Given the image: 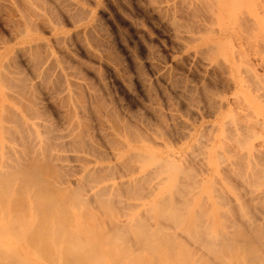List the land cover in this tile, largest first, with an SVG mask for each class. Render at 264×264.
I'll return each mask as SVG.
<instances>
[{
  "label": "rangeland",
  "instance_id": "obj_1",
  "mask_svg": "<svg viewBox=\"0 0 264 264\" xmlns=\"http://www.w3.org/2000/svg\"><path fill=\"white\" fill-rule=\"evenodd\" d=\"M251 39H253V42ZM257 42L261 45L259 46ZM263 42L264 0H0V136L2 137L4 133V137H0V161L2 155V160L4 159L6 161L7 159L9 163L12 162L17 167L18 164L14 162V156H12L13 150L11 151L13 146L16 145L23 149H20L22 153L25 150L23 154L19 151L20 153L18 152L19 155H17L19 158L18 163L23 161L18 165L19 171H16L19 173L18 175L24 177V174H30L27 170L31 171L32 168V174H36L28 178H36L39 175L38 170L40 171V167L42 166V169H45V173L50 172V175H53V178H55L53 180L57 185L59 184L58 186L68 185V187L74 188L73 190H77V186L78 190L80 188L83 190L85 178H87L85 184H88V179L90 180L88 186H91L90 182L93 181L92 179L96 178L98 182L101 179L104 180L107 175L109 177L106 180L125 178L129 172H133L135 169L133 165L138 161L137 154L135 152V155L134 151H142L145 147H151L162 155L172 152L174 154L173 158L180 168L186 162L187 166H191V173L189 172L190 168H186V166L182 168V174L179 173V182L177 184L180 183V186L177 189L179 190L183 186L186 187V191L184 187L182 188L183 190L180 189L182 193L185 192L184 195L187 193L188 185L190 195V192L196 189L198 190L199 186L203 189H210L211 186H217L215 184L218 182L215 181L217 178V180L221 178H223L221 180H224L226 178L224 182L226 183L227 181L226 184L231 188L233 187V192L235 194L238 193V200L242 199L241 205L244 207L245 204H248V209H251L253 205L255 208L257 207V203L254 205V201L256 200H254L256 198L254 194L260 192L256 191L255 187L259 188H256L257 190L264 188V181H259L264 180V174H262L264 172V169L262 170L264 168V154L262 153L264 152ZM242 50L243 54L245 53L244 55H247L246 58L252 71L255 69V76L252 75L253 73L250 75V72L244 70V64H242L244 58L241 55ZM239 55L241 58L240 62ZM249 76L251 78H248ZM258 77L261 79L258 80ZM254 83L256 85L258 84V86L254 85ZM260 89H262V95ZM219 96L220 98H216ZM248 107L252 110V115L249 114L251 112L247 110ZM11 111L12 113H10ZM240 111L241 113H246H242L245 116L241 115V117ZM6 113L9 115H4ZM12 114L15 115L13 118ZM1 115L3 116L1 117ZM247 115H250V118ZM239 117L242 118V121ZM237 118L238 120H236ZM20 120L21 124L19 123ZM229 121H232V123ZM224 123L226 127L223 125ZM237 123L245 124L242 126L243 131L239 127L241 125H236ZM253 124L256 126L254 125L252 127ZM223 126L225 128L224 132L228 133H224V137L227 135L226 138L229 137L230 140L231 135L236 134L234 132L236 131L235 129L239 128L241 135L242 133L243 135L244 133L248 134L247 132L249 131L251 134L252 131L255 134H253L254 137L247 144L246 137L250 139V134L245 135L246 137L243 136L244 138H240L242 136L239 135V137L237 135L238 132L236 134L238 137L236 135L233 137L241 142L233 139L237 143L235 146L233 144L234 142L227 138V145L232 142L228 146V149H236L234 152L236 153L237 151L238 153L234 155L235 153H231V149H227L226 142H224L226 148L223 145L224 143L222 144L220 142L223 141V139L221 140L223 138L221 137L224 129ZM228 127H232L229 128L230 131L227 130ZM27 129L32 133L29 132L28 134ZM231 130L235 134H232L233 132ZM6 131L9 136L6 134ZM209 133L211 134L209 135ZM28 135H32L30 137L31 139ZM19 139H21V143ZM41 140L43 145H41ZM242 140L245 141V145L242 143ZM23 141L25 144L22 143ZM238 143L241 147L238 146ZM35 144L39 145L40 148L38 145L37 147L40 150L42 147L45 148V150L42 148L43 152L41 150V154L44 157L41 155L43 160L40 164L36 162L40 161L36 158L37 154L33 153L38 149ZM221 144L223 148L220 150ZM249 144L250 147H248ZM34 145L35 148H33ZM218 146L220 147L221 155L223 154L222 156L218 153ZM200 147L204 153H202ZM205 147L206 149H204ZM195 148L198 150L196 151ZM240 148H242V151ZM226 149L230 151L231 155L233 154L235 156L231 160L238 158L236 160L240 161V164L236 165L239 166L235 164L232 166L233 162L230 163V159H226L231 156L229 152L228 154L230 156L226 155ZM32 150L34 151L32 152ZM68 150L70 151L68 152ZM259 150L262 152H259ZM49 151H53L55 154H51ZM215 151L218 153L217 157L223 158L225 155L224 160H229V165L232 167L235 166V168L238 167V170L234 172L236 176L229 172L231 166H227L228 168L225 169L228 163L225 164L224 160H218L221 163L222 161L224 162L222 163L224 164L223 168L221 167L219 170L217 168V170L209 173L206 163L202 162L204 159H206L204 161H207V158H210V156H215ZM256 151L259 156L256 155ZM60 154L63 155L61 156ZM8 155L10 156V160ZM48 155L50 156L47 157ZM51 155L53 159L55 158L54 160L51 158ZM187 155L191 157L188 158ZM238 155H247L246 158L241 157V159L245 160L253 155L256 161L255 163L252 162L251 164L253 165L250 166V162L248 161V166L247 164L245 166V163L239 159L240 157ZM61 157L65 158L62 159ZM197 158L201 159L196 160ZM252 158L250 161H253ZM4 160L3 162L1 161L3 164L5 163ZM56 160L57 162H54ZM58 162L59 164L63 163V165L60 166ZM241 162L245 168L240 166L242 165ZM2 163L0 165H3ZM130 163L132 164L131 167L129 166ZM28 164H30V169H28ZM137 164L135 165L137 166ZM13 165L11 167H15ZM36 166H39V169ZM11 167H8V171L10 170V172L12 171ZM89 167L92 168L90 169ZM203 168H205V173ZM235 168H231V170L235 171ZM23 169L26 170L24 171ZM87 169L91 170L88 173H90L92 178L88 176ZM15 170L18 169L16 168ZM85 170H87L86 174ZM102 170L104 171L102 172ZM156 170L158 171L159 169H154L155 172ZM109 171H112V173ZM196 171L199 173L201 171V173L197 175L198 172ZM14 172L12 171L11 173ZM44 172H42L43 175L45 174ZM123 172L124 174H122ZM127 172L128 174H126ZM214 172L216 175L213 176ZM252 172H255L254 174L256 175L254 176ZM82 174L86 175L85 178H82ZM94 174H97V176ZM99 174H101L100 177L103 176L102 178L99 177L100 179L98 178ZM201 175L208 177L210 181L201 183L197 180V177ZM249 175L253 180L248 177ZM110 176L113 177L110 178ZM76 178H81L82 180V182L78 181V184L80 183L79 185L75 183ZM148 178L145 181L142 180L141 183L139 181L137 182L141 186L143 182H147L146 184H148H144L149 189L148 191L146 186L144 188L142 186L136 191L141 192V189L143 193L141 192L140 194L142 196L145 190L149 192L150 189H155L153 187L155 186L154 179L151 178L150 180ZM240 179L242 182L245 181L244 183L247 185L243 184ZM194 180H197L196 183ZM96 181V185L101 184V181L98 183ZM210 182H214L215 185H211ZM253 183H256L257 186L256 184L253 185ZM260 183H262V186ZM131 184L130 186L124 185V190L127 191L129 188L128 190L132 191L127 192L132 193L137 187L134 186V182ZM138 184L135 185L139 186ZM249 184L251 185L249 186L250 189L247 187ZM175 186L177 187V185ZM192 187L195 188L193 189ZM85 188L87 187L84 186ZM177 189H173V192L181 193ZM253 189L254 194L252 192ZM126 191L121 193L122 196L124 193H127ZM81 193H84V191ZM131 193H128V195ZM260 193H264V191ZM140 194L137 195L138 201L145 199V197L142 198L139 196ZM250 194L253 195V198H251L252 196ZM203 195L205 197L203 196L202 198H206L208 203L206 204L209 205L206 206V211L208 209L207 207L209 209L212 208L211 211L215 214H213V217L211 215V218H216L219 211L216 213L217 205L216 207L214 206L216 202L214 203L215 199H213L215 197L212 194L211 198L208 197V194ZM176 196L178 197V195ZM193 196L195 195L191 193V196L186 197L192 198ZM241 196L243 197L241 198ZM123 197H121L122 200L124 199ZM175 197L173 199L176 201L178 198L176 199ZM186 197L184 199L187 202ZM222 197L224 199L218 196L221 204L223 202L227 203L230 200L227 197ZM88 200L87 202L93 204V201ZM182 200L180 203L178 202L179 199L177 200L180 204H177V207L181 206L182 202L185 204V201ZM131 201L134 202L136 200ZM188 201L195 203L197 196L195 199ZM230 201L229 203L231 205ZM202 203H199V206L201 205V212H204L205 209L203 208L205 207L202 206ZM234 203L232 202V207ZM174 205L176 206V203ZM223 205L218 207L219 210L220 208L222 210L224 208V213L227 210L230 214L232 209L234 211V209L236 210L240 206L234 205L233 208L229 206L231 208L230 211L226 209L228 207L227 205H229L228 203L227 205ZM259 207L262 208V205ZM240 208L242 209V206ZM261 208L259 209L262 210L263 208ZM241 209H237L239 210L238 212ZM244 209L241 212H244ZM221 211L219 213L221 219L225 217L227 220L229 216V221L231 217L228 214L229 212L225 214L226 217ZM257 211L258 208H255L254 212L257 213ZM236 212L231 215L234 216L237 214ZM254 212L250 210V212L244 215H248L249 213L255 215ZM258 213L256 214V219ZM250 214L248 216L252 220ZM237 216L231 219H236L238 218ZM248 216L242 217L246 219L243 220L247 221ZM253 217V220H256L255 216ZM201 218H203L202 214ZM236 220L238 224L243 223L240 218ZM243 226V228L239 227V230L250 227L248 225ZM250 229L254 232L252 228ZM250 229L245 230L247 235L248 232L249 234L252 233ZM260 231L261 234L264 233V230L262 231L261 229ZM245 233H241L242 236L244 235L243 237L251 238L252 240L250 241L248 239V241L255 242L253 236H245ZM254 233L256 234L257 231Z\"/></svg>",
  "mask_w": 264,
  "mask_h": 264
},
{
  "label": "bare ground",
  "instance_id": "obj_2",
  "mask_svg": "<svg viewBox=\"0 0 264 264\" xmlns=\"http://www.w3.org/2000/svg\"><path fill=\"white\" fill-rule=\"evenodd\" d=\"M251 40L253 42V39H251ZM257 43H259V42H257ZM245 45H247V44H245ZM260 45L261 44L259 43V46ZM241 47H244V46H241ZM243 50H242L241 55H243V58H244L243 59L244 61L242 63V64H244V70H247L248 72H250V75H251V73H253L252 75L255 76L254 75L255 69H254V71H252V68L248 64V60L246 58L247 55L245 56L244 55L245 53L243 54ZM249 52H251V51H249ZM260 52H261V50H260ZM258 56H259V52H258ZM238 58L240 59L239 60V62H240L241 61L240 55L238 56ZM258 59H259V57H258ZM240 65H241V63H240ZM242 66H240V67L242 68ZM229 68H231V67L229 66ZM248 78H251V77L249 76ZM259 79H261V78L258 77V80ZM254 85H256V83H254ZM256 86H258V84ZM260 87H258V88H260ZM255 90H256V88H255ZM261 90L262 89H260V93H261ZM262 94L263 93H261V95ZM256 95H259V94H256ZM216 98H220V96L216 97ZM233 99H234V97H233ZM259 99H261V98H259ZM216 100L219 101L218 99H216ZM234 102H236V101H234ZM243 104H245V103H243ZM3 105L4 104H2V106ZM244 107H245V105H244ZM249 107L247 110L249 112H251L252 110ZM4 108H6V107H4ZM6 109H5V112H6ZM234 109H236V108H234ZM237 110H236V112H237ZM10 113H12V111ZM239 113H241V111ZM242 113H244V112H242ZM242 113L240 114V116L246 114V113H244V114H242ZM249 114L252 115V112ZM4 115H9V114L6 113ZM2 116L3 115H1V117ZM13 116H15V115L12 114V118H13ZM247 116L249 117L250 115H247ZM254 116H252V117L254 118ZM10 117H11V115H10ZM230 118H232V117H230ZM15 119H16V117H15ZM241 119L242 118H240V120ZM236 120H238V118ZM7 121H9V120L7 119ZM16 121H17V119H16ZM225 121H228V120H225ZM229 122L232 123V121H229ZM256 122H258V121H256ZM19 123L21 124V120ZM250 123H252V122H250ZM238 124H240V123H237L236 125H238ZM223 125L225 126V123ZM226 125H227V122H226ZM240 125L241 126H239V127H241V129L243 131L242 126H244L245 124L244 125L240 124ZM254 125L255 124H253L252 127ZM257 125H260V124H257ZM12 126H10V127H12ZM224 126H223V128H224ZM233 126L235 127V125H233ZM214 127H215V125H214ZM229 128H232V127H228L227 130H229ZM7 129H8V127H7ZM233 130H231V132H233ZM235 130L236 131H234V132H236V134H237L240 131V128L235 129ZM7 131H6V134H7ZM14 131H17V130H14ZM27 131H28V129H27ZM224 131H225V128L223 129V132L221 133V137H223V138H221V140L223 139V141H220V142L222 144L224 142H226V145H227L228 144L227 138H229V137L226 138L227 135H225V137H224V133H226ZM29 132H30V130L27 133L29 134ZM234 132L232 134H235ZM30 133H32V132H30ZM239 133L237 134L238 136L241 135V133L240 134ZM247 133L250 134V139H249V137L245 136V135H248L246 133H244V135L242 133V135H241L242 137H240V136L239 137L244 138L243 136H245L247 141L245 139H243V140H245L246 143L248 144L250 142V140L254 137L253 134H255V133H253V131H252V134L250 133V131ZM210 134L211 133H209V135ZM226 134H228V133H226ZM2 135H3L2 137H4V133ZM37 135H38V133H37ZM235 135H231V140H230V138L228 139V140L234 142L233 143L234 146L237 145V143L235 142L237 139H235L233 137ZM31 136L32 135H30V136L28 135L29 138ZM41 136H42V134H41ZM35 137H33V138L35 139ZM139 138H138V140H139ZM157 138H158V135H157ZM206 138H208V137H206ZM225 138H226V140L224 141ZM6 139H8V138H6ZM21 139H19L20 143H21ZM42 140H43V138H42ZM42 140H41L42 144L40 143L41 145H43ZM151 140L154 141L153 138H151ZM206 140L207 139H205V141ZM243 140H242V143L244 144L245 141H243ZM263 140H261V141H263ZM237 141L241 142L240 140H237ZM158 142H160V141H158ZM167 142H169V141H167ZM207 142H208V140H207ZM17 143H18V140H17ZM22 143L25 144L24 141ZM231 143L232 142H230L229 145H227V146L225 145V143L223 145H224V147L226 146L228 149V146H230ZM1 144H3V143H1ZM200 144H202V143L200 142ZM204 144L208 145L206 143H204ZM222 144L220 146L221 148L218 146V150H219V148H220V150L223 148ZM35 145L33 148H35ZM37 145H36V148L39 147V145H38V147H37ZM198 145H197V147L199 148ZM14 146H13V149H11V148L10 149H11V151L13 150L12 151L13 154H14V151L16 152L14 155L12 154V156H14V158H13V160H15L14 162H17V164L19 165L23 161L20 160L21 162L18 163L19 158L17 155H19L18 152L23 150V149L19 148L16 145H14ZM19 146H20V144H19ZM203 146H201V147H203ZM238 146H240L239 143H238ZM238 146H237V148H238ZM22 147H23V145H22ZM44 147H46V146H44ZM201 147H200V150H202V153H204L203 149ZM248 147H250V144ZM39 148L37 149L38 151L34 149L35 152H33L34 150H32V152L34 154H37L36 158H38V160H40V161H36V160L35 161L40 164V163H42L41 161L43 160V158H42L43 155L41 154V150L43 147L41 148V150ZM10 149H8V151H10ZM49 149H50V147H49ZM204 149H206V147ZM227 149H226L227 154L225 152V154L227 156H230L231 153H235L234 150H236V149H234V147H233L234 150L229 148L232 151L230 153V151H228L229 149L228 150ZM240 149L242 151V148H240ZM43 150H45V148H43ZM43 150H42V152H43ZM197 150L198 149H196V151ZM220 150L218 152L216 149V151L221 155ZM243 150H245V149H243ZM24 151H23V153H24ZM36 151H37V153H36ZM69 151L70 150H68V152ZM257 151H258V149H257ZM257 151H256V155H257ZM262 151L259 150V152H262ZM49 152L51 154L52 153L55 154V152H53V151L52 152L49 151ZM49 152H48V154H49ZM135 152L137 155L135 154ZM217 152H216V154H214L215 156H210V158H207V161H204V160H206V159H204L202 162V163H206L207 169H209V173H211L213 170H217V168H218V170L221 167L223 168L224 164H222V163L225 162V164H227L229 161V160L228 161L224 160L225 155L223 156V158L217 157L218 156ZM228 152L230 155L228 154ZM21 153H22V151H21ZM33 153H32V155H33ZM78 153H80V152H78ZM236 153H237V151H236ZM236 153L234 155H236ZM245 153H246V151H245ZM262 153L264 154V152H262ZM130 154H131V152H130ZM134 154L138 158L137 159L138 161L135 160L138 163L137 164L135 162V164H137V166L135 164L133 165L134 166L133 168H135L136 170L134 169L133 172L132 173L129 172V174L127 172L126 174H128V175H126L125 178L115 180L116 179L115 177H117V176H115L114 180L113 179L106 180V178L109 176L107 175L108 171L105 169V171H107V173H106L107 177H105L104 180L101 179L100 180L101 184H97V185L95 183L96 178L93 177L95 179H92L93 181H91L90 184H91V186L94 184L96 186L94 185L91 187V186H88L89 181H90L89 179H88V184H85V182H87V181H85L87 178H85L86 175L82 174L83 175L82 178H85V180L83 179L84 184L82 183L83 184V188H82L83 190H81V188H80V190H78V187L75 185L77 188V190L75 189L76 191L73 190L74 188L68 187V185L67 186H64V185L58 186L59 184L57 185L53 180V179H55V178H53V175H50L51 174L50 172H47L48 174L44 172L45 169H42V166H41L42 164L39 165V166H41L40 167L41 170L40 171L38 170L39 175L38 176L35 175L36 178H33V177L28 178V177L34 176L33 174H36V173L32 174V168H31V171L27 170L30 172V174H27L28 176L24 174V177H22L21 175H18L19 173H17L19 171V166L17 165V167H16V164L13 165L12 162H11L12 164L9 163V161L7 159H6V161L3 159L5 162L3 164L2 163L3 162L2 155H1V161L2 162L0 161V164L2 163L3 165H0V264H264V233H262L263 235L260 233L261 229H262V231L264 230V228H263L264 227V193H260V192L264 191V190L261 191V189H264V188L257 190L256 188H258V187H255L256 191H258V192L260 191L259 193L254 194V189L252 191L253 194L256 195V198H254V200L256 199L254 201L255 202L254 205L257 203L256 204L257 207H255V208H258L257 213L260 212V213H258L257 219H256L257 213L254 212L255 208L252 205L253 203L250 204V205H252L251 209H248V204L246 205L245 202H244L245 205L243 207V205H241L242 199L238 200L239 197L237 198L238 193L235 194L233 192V189H232L233 187L231 188L228 184H226L227 181H226V183L224 182L226 178L224 180H221L223 178L217 180L218 178L216 177L217 179L215 181L216 182L218 181V182L215 184L218 187L217 186H211V188H210V185H209L210 189H203L202 187H200L198 185L199 186L198 190L197 189L193 190L196 186L194 188L192 187L193 192L194 191L195 192L194 193L190 192V195L188 192V190L190 189V188H188L189 185L186 184L188 186H187V193L185 195L191 196V193H192L195 195L193 197L196 198V196H197L198 202L196 201L195 203H193V202L188 201V200H190V199L192 200L195 198L186 197L184 195L185 192L182 193V191H180V189H182L184 187L183 185H182L183 186L182 188L180 187L179 190L177 189L178 186H180L179 185L180 183L179 184H177V183L179 182V180H178L179 175H180L179 173H181L182 168H184V166H186V168L191 167V166H187V164H186L187 162L186 163L184 162L186 165L183 163L184 165H182L181 166L182 168H180L178 163L175 162V160L173 158L174 154L172 152H168V154L162 155V154H159L155 149H153L151 147H145V148H143L142 151L141 150L140 151L139 150L134 151ZM198 154H199V151H198ZM188 155H187V157H188ZM190 155H192V154H190ZM234 155L232 154L230 156V158L226 156L227 157L226 159H230V163L233 162L232 166H233V164H235V165L240 164L239 163L240 161L236 160L238 158L234 159L235 163H234V160H231V158L235 157ZM254 155H255V153H254ZM33 156H35V155H33ZM49 156L50 155H48L47 157H49ZM238 156L240 157L239 159L242 160L243 163H245L244 164L245 166H246V164L248 166L249 162H250L249 166L253 165L251 163L252 162L255 163V161H256V159L254 160L255 156L253 157V155L249 156L246 160L241 159V157L243 155H238ZM246 156L244 155L243 157L246 158ZM257 156H259V155H257ZM8 157L10 160L9 155H8ZM8 157H6V158H8ZM23 157L25 158V156H23ZM190 157H188V158H190ZM199 157H201V156H199ZM51 158L53 159V156ZM58 158H59V156H58ZM63 158H65V157H63ZM122 158H124V157H122ZM193 158H195V157H193ZM220 158H222V159H220ZM251 158L253 159V161H250ZM52 159H51V161H52ZM80 159H81V157H80ZM130 159H132V158H130ZM198 159L199 158H197L196 160H198ZM31 160H34V159H31ZM58 160H60V159H58ZM186 160H188V159H186ZM218 160L219 161L224 160V162L222 161V163H221ZM263 161H264V159H263ZM54 162H57V160ZM122 162H121V164H122ZM132 162H133V160H132ZM182 162H183V159H182ZM188 162H189V160H188ZM195 162H197V161H195ZM236 162H238V163H236ZM242 162H241V164H242ZM118 163H119V161H118ZM10 164L15 166V167H11ZM49 164H50V162H49ZM58 164H59V162H58ZM194 164H196V163H194ZM200 164H199V166H200ZM256 164H257V162H256ZM28 165H29L28 169H30V164H28ZM59 165L61 166V165H63V163L59 164ZM131 165L132 164L130 163L129 166L131 167ZM218 165H220V166H218ZM244 165L242 164L240 166L244 167ZM9 166L12 168L13 172L15 171L14 173H11L12 171L10 172V170L8 171ZM39 166H36L37 169H39ZM123 166H125V165L123 164ZM227 166L229 167L231 165H229V163H228L226 165L225 169L228 168ZM232 166L229 168L230 169L229 172L234 174V172H236V170H238V167L235 168V166L234 167H232ZM236 166H239V165H236ZM204 167H205V165H204ZM11 168H9V169H11ZM13 168H15V169L17 168L18 170H15V169L13 170ZM21 168H23V167H21ZM24 168H26V167H24ZM44 168H45V166H44ZM106 168H107V166H106ZM125 168H126V166H125ZM127 168H128V165H127ZM186 168H185V170L187 171ZM231 168H235V171L231 170ZM249 168H251V167H249ZM255 168H256V166H255ZM67 169H69V168H67ZM154 169H159V170L158 171L156 170V172H155ZM203 169H204V173H205V168H203ZM207 169H206V171H207ZM263 169L264 168H262V170ZM46 170H48V169H46ZM87 170H85V174H86V171H87V173L91 172V170H89V169H87ZM151 170H153V171H151ZM190 170H192V168L189 169V172L191 173ZM197 170H200V169H197ZM257 170H258V168H257ZM27 171H26V173H27ZM49 171H50V169H49ZM103 171L104 170H102V172ZM183 171H184V169H183ZM252 171H254V170H252ZM5 172L8 175L11 174L9 176V178H7L8 175ZM42 172H44L45 174L43 175ZM92 172L94 173L93 170H92ZM98 172H97V174H98ZM109 172L112 173V171H109ZM149 172H150V174H149ZM152 172L153 173L155 172V173L153 174ZM196 172H198V171H196ZM261 172H263V171H261ZM200 173H201V171H200ZM200 173L198 172L197 175ZM243 173H244V170H243ZM252 173L254 174L255 172H252ZM20 174H21V171H20ZM52 174H54V173H52ZM88 174H89L88 176L91 177L90 173H88ZM97 174H94V175L97 176ZM104 174H105V172H104ZM122 174H124V172ZM218 174H220V173H218ZM262 174H264V172ZM106 175H104V176H106ZM214 175H216L215 172H214L213 176ZM226 175H227V173H226ZM255 175L256 174H254V176ZM260 175H261V173H260ZM100 176H101V174L98 175V178ZM148 176H149L150 180H151V178L154 179L155 186H153V187L155 189H153V190L150 189V191L147 192L149 189L147 188L146 185H148V184H146L147 182H143V185H142L143 188H144V186H146V188H147V191L145 189H144L145 191L143 190L144 195L146 194V192H147V194L145 196L144 195L142 196L140 194L142 192L141 189H140L141 192H136L138 190V188L142 187L141 184L139 185L137 182L139 181V183H141L142 180L145 181L148 178ZM227 176H229V175H227ZM234 176H236V175L234 174ZM102 177H100V178H102ZM112 177L110 176V178H112ZM248 177H250V175ZM248 177H245V178H248ZM262 177H263V175H262ZM262 177H261V179H262ZM250 178L252 179V177H250ZM250 178H248V179L251 180ZM253 178H255V177H253ZM192 179H193V177H192ZM75 180H76V182L75 181L74 182L76 184H78V181L82 182L81 178H78V179L76 178ZM150 180H149V182H150ZM191 180H190V182H191ZM197 180L200 181L201 183L208 181V180L210 181V179L208 177L202 176V175L200 177H197ZM255 180H256V178H255ZM258 180H259V178H258ZM100 181H98V182H100ZM188 181H186V182H188ZM196 181H195V183H196ZM240 181H241V179H240ZM259 181L262 182L264 180H259ZM93 182H94V184H93ZM133 182L135 184L139 185V186H137L134 184V186L137 187V188H135L136 190L134 189L135 193H137V194L133 193L134 191L132 193L127 192V191H132V190H128L129 189L128 187H127L128 188L127 191L124 190V185L130 186V184ZM214 182H210V184L215 185ZM244 182H242V183L245 184ZM184 183H185V181H184ZM197 183H199V182H197ZM144 184H146V185H144ZM250 184L247 186L249 189H250L249 186L252 185V184L251 185ZM255 184L256 183H253V185H255ZM260 184L262 186V183H260ZM60 185H61V182H60ZM175 185H177V187ZM190 185L192 186V184H190ZM245 185H247V184H245ZM84 186H86L87 188L84 189ZM256 186H257V184H256ZM88 187H90V188H88ZM120 187L123 189V191H122V189L120 190ZM125 188H126V186H125ZM132 188H133V186H132ZM149 188H151V187H149ZM184 188L186 191V187H184ZM173 189H177L181 193L176 192V191L173 192ZM79 191H80V193H79ZM83 191H84V193H81ZM119 191H120V194H119ZM124 191L127 192L126 194L128 197L126 196L125 193L124 194L126 197L124 196V194H123L124 197L122 196L121 193ZM213 191H215V192H213ZM128 193H131V194L128 195ZM138 194H140L139 196H141L142 198L145 197V199L138 201L137 200ZM175 194L178 195V197ZM203 194H208L209 198H211V194H212V196L215 197L213 199H215L214 203L216 202L214 206L216 207V205H217L216 213L218 211L220 213V211L222 210V208H220V210H219L218 207L224 206L223 204L227 205V203L229 205H227L228 207L226 209L230 210L231 208H229V206L232 207V202L233 203L235 202L234 203L235 206L240 205L239 207H237V209H239V210L241 209L240 208L241 206H242V209L246 208V209H244V212H241L242 211V209H241L240 212L243 214L238 212L239 210L234 209L235 212L237 211L236 212L237 214H235L234 216L236 217L238 215L237 216L238 218H236V219L240 218V220H242L241 222H243V223L246 222L245 224L242 223L243 225L250 226L248 229L252 228L254 230V232L257 231V233H260V234H257V233L255 234L254 232L251 231V229H250V232H252V233L249 234V232H248V235L245 233V230L247 231L248 229H243V230L241 229L242 230V232H241V230H239V227L241 228L243 225L238 224V222L235 218H233L234 220L231 219L232 217H234L231 214L235 213L233 211V209H232L231 214L229 211H228L229 212L228 213L227 210L224 213V208L221 211V213H224V215L227 213L230 214L231 217H230L229 221H228L229 216H228L227 220L225 217H222V219H221V217L219 216V213H217L218 216L216 215V218H211V215L213 217V214H215V213H213L211 211L212 208L209 209V207H207L208 209L206 211V206H209V205H207L208 204L207 199L202 198L203 196L205 197V195H203ZM259 194H261V195H259ZM182 195H184V196H182ZM220 195L229 198L231 201L227 198L226 199L231 202V205H230L229 201L227 203L223 202L221 204L220 203L221 200L219 201V198L222 199L223 197L222 196L220 197ZM218 196H219V198H218ZM251 196H252L251 198H253V195H251ZM87 197H89L88 199L93 201V204L87 202V201H89L87 199ZM121 197H123L125 200L124 199L122 200ZM173 197H175L176 199L178 198L179 203L181 202L182 197H183L185 204H183V202H182L181 206L177 207V204L178 205H180V204L177 202L178 199L175 201V199H173ZM185 197L187 198L188 204H187L186 200L184 199ZM242 197L243 196H241V198ZM131 200H136V201L132 202ZM203 201H205V202L202 203ZM175 203H176V206L174 205ZM199 203H202V206L205 207V208H203V209H205V211L201 208L204 212H201V210H200L201 205L199 206ZM249 203H251V202H249ZM234 205H233V207H234ZM260 205H262L263 209L261 207H259ZM259 208H261L262 210H260ZM252 209H254V210H252ZM250 210H251V212L255 213V215H253L252 213L251 214L249 213L252 217V220L248 216L249 214L244 215L245 213L250 212ZM200 213L202 214L203 218H201ZM238 213H240V214H238ZM199 214H200V216L198 217ZM203 215L204 216L206 215V216L204 217ZM239 215H241V217H239ZM242 215L249 217L247 219V221L243 220L245 218H242V217H244ZM253 216H255V219L257 221L253 220V218H254ZM218 217H219V219H217ZM226 221H228V222H226ZM236 222H237V224H236ZM240 225H242V226H240ZM241 233H245L246 234L245 236H249V237L253 236L255 238L254 239L255 242L254 241L250 242L252 239L243 237L244 235L242 236ZM248 239L250 241H248ZM253 244H255V245H253Z\"/></svg>",
  "mask_w": 264,
  "mask_h": 264
}]
</instances>
